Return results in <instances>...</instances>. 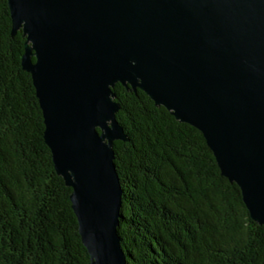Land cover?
<instances>
[{"label": "water", "instance_id": "water-1", "mask_svg": "<svg viewBox=\"0 0 264 264\" xmlns=\"http://www.w3.org/2000/svg\"><path fill=\"white\" fill-rule=\"evenodd\" d=\"M7 1L90 264H126L117 83L199 130L264 226V0Z\"/></svg>", "mask_w": 264, "mask_h": 264}, {"label": "trees", "instance_id": "trees-1", "mask_svg": "<svg viewBox=\"0 0 264 264\" xmlns=\"http://www.w3.org/2000/svg\"><path fill=\"white\" fill-rule=\"evenodd\" d=\"M12 29L0 0V264H90L72 189L55 170L22 68L26 37ZM131 90L113 88L129 138L114 143L126 264H264V226L222 176L203 134Z\"/></svg>", "mask_w": 264, "mask_h": 264}]
</instances>
